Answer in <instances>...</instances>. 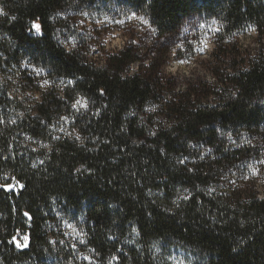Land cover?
<instances>
[{"label":"trees","instance_id":"16d2710c","mask_svg":"<svg viewBox=\"0 0 264 264\" xmlns=\"http://www.w3.org/2000/svg\"><path fill=\"white\" fill-rule=\"evenodd\" d=\"M70 11L135 13L150 43L99 67L58 43ZM252 27L255 52L240 41ZM262 159L264 0H0V184L16 186L0 188V264L56 255L59 218L86 264H168L175 247L264 264Z\"/></svg>","mask_w":264,"mask_h":264},{"label":"rangeland","instance_id":"374dc122","mask_svg":"<svg viewBox=\"0 0 264 264\" xmlns=\"http://www.w3.org/2000/svg\"><path fill=\"white\" fill-rule=\"evenodd\" d=\"M65 19L63 27L58 30L56 39L58 43L67 51L81 50L89 62L101 67L104 64L105 57L112 52L121 50L126 44L132 42L142 44L145 41L150 43V36L147 30L145 20H138L133 14L110 21L106 15L86 14L76 11H70L60 16ZM131 17V19H129ZM63 29V30H62ZM212 32H217L213 30ZM245 36L240 38L241 49L247 48L253 52L257 51L260 46L258 44L259 34L255 28H250L245 32ZM152 35V34H151ZM149 38V40H148ZM203 48V51L201 49ZM214 48V38L212 36L205 37L201 46L197 51L206 57ZM197 66L192 64H183L179 61H172L166 68L169 74L179 73L181 75H191ZM138 65L135 64L131 68L135 72ZM21 99L20 101H23ZM84 108V102L78 104ZM24 106L27 104L24 102ZM34 144L33 141H27L26 145ZM264 198V192L259 194ZM62 222V223H61ZM57 222L56 229L53 231L57 234V253L49 254V256L41 263L35 264H86L90 261L89 257L83 251L82 240L79 230L72 225L70 221ZM168 264H200L201 257L189 249L175 247L168 253ZM44 262V263H43ZM30 264V263H28Z\"/></svg>","mask_w":264,"mask_h":264},{"label":"snow or ice","instance_id":"6c2138e0","mask_svg":"<svg viewBox=\"0 0 264 264\" xmlns=\"http://www.w3.org/2000/svg\"><path fill=\"white\" fill-rule=\"evenodd\" d=\"M85 15H86V13H85ZM135 15L136 14L133 13V16H135ZM129 19H131V17H129ZM29 31L30 32L34 31L36 34L39 35V34H42V27H41L40 24L33 22L31 28L29 29ZM201 51H203V48L201 49ZM181 62L183 63L184 61H181ZM70 83H71V81H70ZM101 95H103V90H101ZM80 103H81V101H79V100H77L75 102V104H80ZM75 104L73 105V107H75ZM259 163L260 164H264V159L260 160ZM253 171L255 172L256 170L253 169ZM15 187L16 186L13 185V184H0V188L4 189L5 191H13L15 189ZM19 187L23 188L24 186L23 185H19ZM24 216L29 217V213L25 212ZM28 240H29V237L27 235H24V237H23V241L24 242H23V244H21L19 241H17L16 237L14 236L12 241H10V243L15 242L17 248L27 247L28 246ZM178 264H182V262H178Z\"/></svg>","mask_w":264,"mask_h":264}]
</instances>
